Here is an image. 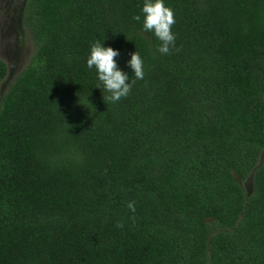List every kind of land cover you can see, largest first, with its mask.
I'll list each match as a JSON object with an SVG mask.
<instances>
[{
    "label": "trees",
    "instance_id": "1",
    "mask_svg": "<svg viewBox=\"0 0 264 264\" xmlns=\"http://www.w3.org/2000/svg\"><path fill=\"white\" fill-rule=\"evenodd\" d=\"M164 3L168 54L144 0H25L36 48L0 94V264H264V0ZM95 42L129 82L143 60L116 103Z\"/></svg>",
    "mask_w": 264,
    "mask_h": 264
},
{
    "label": "clouds",
    "instance_id": "2",
    "mask_svg": "<svg viewBox=\"0 0 264 264\" xmlns=\"http://www.w3.org/2000/svg\"><path fill=\"white\" fill-rule=\"evenodd\" d=\"M142 13L143 29L154 33L155 37L161 42L158 51L161 54H168L176 39L172 32V27L176 23L174 12L165 6L164 0H144ZM133 19L139 22L141 16L136 15ZM118 55L117 50L104 47L100 42H95L91 46L90 55L86 61L89 69L95 68L103 90L109 93L107 97L103 96V100L106 99L112 103L126 98L135 81L144 78V63L139 53L133 52L131 59L128 61V66L134 72V79H131L130 82L127 73L117 66L115 58ZM97 88H99V85ZM127 207L131 212H135L134 201L128 202ZM117 227L122 228L123 224H117Z\"/></svg>",
    "mask_w": 264,
    "mask_h": 264
},
{
    "label": "rangeland",
    "instance_id": "3",
    "mask_svg": "<svg viewBox=\"0 0 264 264\" xmlns=\"http://www.w3.org/2000/svg\"><path fill=\"white\" fill-rule=\"evenodd\" d=\"M25 0H0V58L7 65V72L0 83V94L12 79L27 65L36 48L30 27L24 21ZM238 181L246 192L251 189V177ZM210 232L216 231L214 220L206 219Z\"/></svg>",
    "mask_w": 264,
    "mask_h": 264
}]
</instances>
